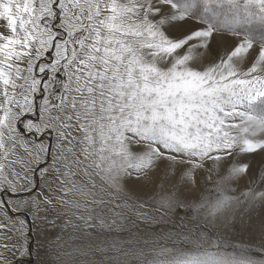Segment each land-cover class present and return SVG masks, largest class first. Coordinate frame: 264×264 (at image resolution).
Segmentation results:
<instances>
[{
  "label": "snow or ice",
  "instance_id": "obj_1",
  "mask_svg": "<svg viewBox=\"0 0 264 264\" xmlns=\"http://www.w3.org/2000/svg\"><path fill=\"white\" fill-rule=\"evenodd\" d=\"M253 21L264 25V0H0V161L11 163L22 138H34V174L62 161L63 193L87 198L94 194L73 168L91 179L92 156L111 152L123 157L121 170L144 171L158 160L264 152V40L255 46ZM223 35L232 42L221 54L213 43ZM205 51L218 59L203 66ZM130 144L146 151L134 157ZM4 169L0 209L6 219L27 216L38 182L18 190ZM247 171L241 163L231 176ZM80 218L95 227L91 215ZM250 252L204 250L175 264H262Z\"/></svg>",
  "mask_w": 264,
  "mask_h": 264
},
{
  "label": "rangeland",
  "instance_id": "obj_2",
  "mask_svg": "<svg viewBox=\"0 0 264 264\" xmlns=\"http://www.w3.org/2000/svg\"><path fill=\"white\" fill-rule=\"evenodd\" d=\"M248 31L258 47L264 40V25L253 21ZM177 34L173 29L170 38ZM231 42L227 35L218 36L213 50L222 54ZM217 59L205 51L200 63L207 66ZM33 140L22 138L9 157L11 163L0 161L5 164L4 175L18 190L38 182L27 198V216L9 213L6 219L0 209V224L7 225L0 229V264H175L181 254L217 248L225 252L250 249V255L264 264V200L259 197L264 193V152L237 155L233 149L228 161L158 160L144 171L126 165L121 170L123 157L111 152L105 153L103 161L92 156L87 161L91 179L73 168V179L94 194L86 198L77 190L63 193L62 161L50 163L47 173L34 174L36 153L29 143ZM128 150L135 157L146 148L130 144ZM241 163L248 165V171L232 177L231 169ZM225 198L228 203L216 210ZM89 215L95 227L80 218ZM100 219L112 225L111 230L101 227ZM26 248L30 253H25Z\"/></svg>",
  "mask_w": 264,
  "mask_h": 264
},
{
  "label": "bare ground",
  "instance_id": "obj_3",
  "mask_svg": "<svg viewBox=\"0 0 264 264\" xmlns=\"http://www.w3.org/2000/svg\"><path fill=\"white\" fill-rule=\"evenodd\" d=\"M209 59V58H208Z\"/></svg>",
  "mask_w": 264,
  "mask_h": 264
}]
</instances>
